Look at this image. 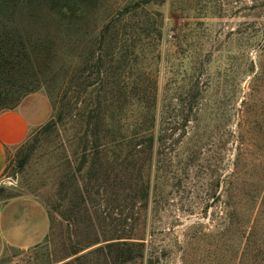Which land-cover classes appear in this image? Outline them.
Listing matches in <instances>:
<instances>
[{"label":"rangeland","instance_id":"1","mask_svg":"<svg viewBox=\"0 0 264 264\" xmlns=\"http://www.w3.org/2000/svg\"><path fill=\"white\" fill-rule=\"evenodd\" d=\"M134 1L98 0L86 34L61 31L52 23L20 24L26 41L38 44L36 50L26 48L29 80L35 91L50 99L56 124L49 130L41 126L32 130L22 144L9 150L0 178V203L18 194L35 196L48 211L50 230L46 240L33 248L2 245L0 264H121L114 259L116 247L107 249L104 243L73 255L70 251L105 233L129 232L144 235L145 256L124 264H214L209 257L215 251V213L225 200V181L235 151L232 131L240 119V100L259 71L260 105L248 120L261 119L259 107L264 109V0H156L131 10L135 17L129 24L150 22L155 15L168 33L154 44L148 42L159 56L152 70L157 71L161 91L180 85L181 67L196 61L192 82L206 88L194 105L200 109L185 129L164 135L165 147L155 150L150 174L153 191L146 206L143 202L133 209L104 202L89 205L92 228L81 220L82 211L69 220L53 211L59 202L55 187L61 166L65 157L74 161L72 154L81 135L75 116L80 105L68 96L61 102L69 101V108L60 106L63 87L73 84L68 81L76 67L73 55L86 51L92 30L100 28L110 13ZM161 104V118L174 119V113H179L174 101L170 106L166 101ZM60 109L64 112L58 119ZM165 126L159 121V130ZM217 178L220 184L215 188ZM219 194L221 198L216 199ZM69 207L65 201L59 210ZM100 245L102 254L88 253Z\"/></svg>","mask_w":264,"mask_h":264},{"label":"trees","instance_id":"2","mask_svg":"<svg viewBox=\"0 0 264 264\" xmlns=\"http://www.w3.org/2000/svg\"><path fill=\"white\" fill-rule=\"evenodd\" d=\"M97 2L0 0V112L14 108L36 90L27 72L30 63L26 48L36 50L38 44L26 41L20 24L38 21L52 23L61 31L90 33L88 28ZM153 2L156 0H135L132 5H123L110 13L111 17L100 28L92 30L86 51L73 55L76 67L68 79L73 84L63 87L60 106H64L63 110L69 108V101L61 102L68 96L80 105L75 116L80 120L81 135L72 154L74 161L65 157L55 187L59 202L53 211L63 220L82 211L81 220L92 228L89 205L104 202L115 204L116 208L121 206L120 209L128 205L133 209L143 202L146 206L153 191L150 174L155 150L165 147L164 135L185 129L200 109L194 105L206 88L200 89L192 82L196 61L181 67L180 85L161 91L157 71L152 70L159 56L148 42L154 44L168 33L155 15L149 17L150 22H128L135 17L131 10ZM260 73L252 77L237 110L240 119L232 131L235 151L225 181V200L215 213V251L209 257L214 264H264V109L259 107L261 119L248 120L260 105ZM69 91L73 94L69 95ZM165 101L167 106L174 101L178 108L174 107L179 111L174 113V119L161 118L159 107ZM63 110L58 111V119ZM51 117L42 129L55 126ZM159 121L167 126L159 130ZM219 184L218 178L214 180L215 188ZM65 201L70 207L59 210ZM105 234L72 248L70 254L104 243V248L116 247V262L143 260L144 235ZM88 253L102 254L101 245Z\"/></svg>","mask_w":264,"mask_h":264},{"label":"crops","instance_id":"3","mask_svg":"<svg viewBox=\"0 0 264 264\" xmlns=\"http://www.w3.org/2000/svg\"><path fill=\"white\" fill-rule=\"evenodd\" d=\"M51 115L50 99L41 91L27 94L16 107L0 112V178L9 150L22 144ZM49 230L48 211L35 196L18 194L0 203V247H36L46 240Z\"/></svg>","mask_w":264,"mask_h":264}]
</instances>
